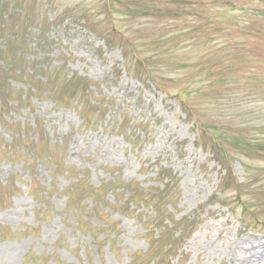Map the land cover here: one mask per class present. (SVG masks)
I'll return each instance as SVG.
<instances>
[{"label":"rangeland","instance_id":"1","mask_svg":"<svg viewBox=\"0 0 264 264\" xmlns=\"http://www.w3.org/2000/svg\"><path fill=\"white\" fill-rule=\"evenodd\" d=\"M235 1L243 18L264 5ZM191 7L180 0H0V264H264L251 243L264 241V154L255 158L228 139L226 156L216 158L212 140L152 81L176 93L179 80L194 82L217 64L218 35L196 29ZM24 43L28 71L20 70ZM3 63L20 68L6 74ZM234 63V123L253 111L264 118V79H252L263 90L257 97L245 75L251 68ZM203 104L201 118L220 115L226 136L238 134L229 112ZM250 124L245 131L264 130ZM164 170L173 178H158ZM138 187L153 194L166 187L164 219L129 202ZM84 188L98 198L79 200L80 216L68 205ZM98 208L116 225L111 233L92 229L102 221ZM151 217L157 222L147 228ZM171 237L172 251L159 257Z\"/></svg>","mask_w":264,"mask_h":264},{"label":"trees","instance_id":"2","mask_svg":"<svg viewBox=\"0 0 264 264\" xmlns=\"http://www.w3.org/2000/svg\"><path fill=\"white\" fill-rule=\"evenodd\" d=\"M190 1V7L193 10V14L197 16L195 23H197L196 29H199L202 26H208L212 28V33L218 35L217 43L215 42L216 46L220 47L218 51L215 52L214 58L217 59V64L212 66V71L210 68L208 70H202L199 72V77L195 79V83L188 79L186 81H183L182 79L178 81V91L176 93H172L167 88L163 87V84L159 78H153V83L156 84L159 88L163 90V92L170 97L176 99L184 111L186 117L189 119L191 123H193L194 128L201 132L202 136H207L209 139L212 140L214 143V151H212L213 155L216 158H219L221 156H224L226 154V144H222L225 141H228V139H232L233 141L237 142L239 145H243L244 149L247 151V153L253 157L263 156L264 154V138H261L259 135H264V130L251 132L245 128L246 126L251 127V124H253L254 127H257L259 129H264V118L260 117L258 114L259 112L253 111V117H251V120H240L238 119L237 122L234 123L233 120L237 119L232 114L236 109L238 110L240 106H238L235 109V105L237 102L236 90L237 86L239 84V79L235 75H233L232 69L229 67L234 62H241L244 67H250L251 70L245 72L246 78L248 80L249 85H253V81L259 82L264 79V51L260 52V47L264 46V28L262 29V25L264 22V5H256L254 8L251 9L249 12L250 17L243 18L238 14L239 8V1L235 0H180V4H187ZM194 1V2H192ZM243 1V0H240ZM258 3H264V0H256ZM243 4V3H242ZM171 13H168L164 17L171 16ZM202 21L204 23L202 24ZM251 25H254V27H249ZM41 32L43 33L44 29L40 28ZM215 32V33H214ZM222 33V34H221ZM191 40L194 42L196 40L195 37H190L189 39H185V41ZM182 42H185L182 38ZM198 42V41H197ZM197 42L192 43L195 45ZM208 42V49L212 48L213 40H207ZM206 43V41H205ZM23 48L19 51L20 54V60L24 66L18 67L16 65H12L11 63H3V70L6 74H11L10 72H14L17 70V68H20V70H26L28 71V68L30 67V61L25 62V58L27 55L28 47L30 46L28 44H22ZM173 48V46H172ZM253 48V49H252ZM207 49V50H208ZM248 50L250 53L248 54ZM234 58H237V60H234ZM3 61V59H2ZM232 62V63H230ZM27 71L26 74L27 75ZM49 71V68L46 67L43 70H40V72ZM31 72V69H30ZM213 72L215 74H213ZM33 76L35 77V70L32 72ZM235 74V73H234ZM213 76H216L215 79H213ZM185 77H188L186 75ZM194 80V79H193ZM8 81V79H7ZM46 83V82H45ZM198 83V85L196 84ZM188 87H192V90H188ZM87 88V85L85 86V89ZM36 89V88H34ZM38 89H36L37 91ZM256 93V96H260L263 92L260 88H255L254 90ZM9 95H11V92H9ZM260 99V98H259ZM201 102V104L199 103ZM212 101H214L215 107L223 114H227V112L230 113V117H234L232 120L228 122V126L238 125L239 131L238 134L235 130H233L232 133H230L228 136H226V132L224 130V127L221 126L220 115H215L213 117L206 116L204 119L201 118V116L198 113V108L200 105H202L204 102H207L210 104ZM221 101H226L227 107L223 108ZM204 105V104H203ZM0 105V107H2ZM244 118V117H243ZM240 122V123H239ZM231 123V124H230ZM239 123V124H238ZM248 134V135H247ZM248 155V156H249ZM226 156V155H225ZM263 158V157H259ZM160 176H165L167 178L171 177V171L170 170H164ZM173 179H171L172 181ZM81 182V181H79ZM78 182V183H79ZM113 185H119L117 181L112 183ZM126 186H129L127 184ZM168 194L166 192V187L160 191L158 194H153L151 192H147L145 189H142L140 187L136 188L135 190H131L129 192V202L133 203L134 205L138 206L140 203H143L144 206L147 208L153 209L155 212L157 211L159 217L157 220L164 219L165 213H167L168 209L166 208L168 201ZM91 199L95 200L98 198V195L91 190L90 188H84L82 190V194L78 197H72L70 196V201L68 208L76 213H78L80 216H84L83 209L79 208L80 202L79 200L82 199ZM98 201V200H97ZM96 210V209H95ZM122 214L126 213V210L123 208L114 209ZM100 210L94 211L95 216L99 217L102 221L98 224V226H91L92 229L95 232H98L97 235L101 233H111V230L116 229V225L112 223L111 221H108L105 219ZM148 216V215H147ZM154 217H151V219H146V227L152 228L153 222H157L156 220H152ZM100 222V220L98 221ZM102 224V225H101ZM82 222L79 224L81 227ZM157 225V224H156ZM167 229V227H166ZM182 236V233H180L177 236V240L180 239ZM110 241L111 243L114 242L113 237L108 238L106 240ZM176 240H172V237L169 238L167 243L165 244L162 252L159 254V257L161 255H166L167 252L172 251ZM115 246L113 245L112 248Z\"/></svg>","mask_w":264,"mask_h":264},{"label":"bare ground","instance_id":"3","mask_svg":"<svg viewBox=\"0 0 264 264\" xmlns=\"http://www.w3.org/2000/svg\"><path fill=\"white\" fill-rule=\"evenodd\" d=\"M249 241L251 242V239H249ZM253 245V252L254 254L260 253L261 256L264 255V241L262 240H254L253 242H251Z\"/></svg>","mask_w":264,"mask_h":264}]
</instances>
